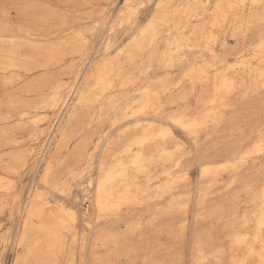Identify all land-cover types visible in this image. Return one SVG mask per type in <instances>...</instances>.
<instances>
[{
	"label": "rangeland",
	"instance_id": "1",
	"mask_svg": "<svg viewBox=\"0 0 264 264\" xmlns=\"http://www.w3.org/2000/svg\"><path fill=\"white\" fill-rule=\"evenodd\" d=\"M217 1L127 0L130 8H125L124 0H0V15L5 13L10 17L1 23L6 35L20 36V33H23L28 38L37 37L41 42L44 38H50L57 49L55 58L52 59L54 64L48 65L46 62L49 59H46L44 53H38L35 58H26L22 56L26 53L25 47L16 43L13 37L0 39V116L11 111L25 112L21 119V128L12 131L9 125L6 132L0 136V204L3 206L0 211V264H66V251L71 243V233H65L66 243L61 251H57L49 246L50 237L61 229L41 223L38 218L26 213V207L37 200L38 195H42L53 212L60 205H66L76 211L77 235L72 264H79V240L82 233L87 237V249L85 248L81 264H91L88 259L90 230L83 216L92 221L93 210L90 204L87 207L88 203L82 200L83 192L89 174L95 169V158L100 149L109 145L119 148L126 135L121 131L134 125L133 118L129 117L123 121H116V118L125 114L130 107L137 109L145 87L159 86L167 68L171 71L172 79H180L184 71L194 63L198 65L212 60L215 65L209 68V72L214 75L228 65L251 59V64L245 67L244 78L238 80L240 84L235 91L237 96L231 99L233 106L225 111L223 121L216 125L209 123L198 133L197 138L179 128L173 121L163 122L164 126L170 127L173 132L165 141V147L172 151V159L165 165V169L169 177L175 179L172 192L177 194L178 198L166 209L163 217L156 221L160 222L159 226H154L156 229L150 233L149 229L144 232L143 227L140 232H136L132 242H119V247L97 248L100 255H104L107 250L117 252L112 258L114 264H141V259L147 252L161 255L162 264H190L194 257L200 260L197 264H229L233 259V252L229 249L226 232L238 230L245 219L244 216L249 218L252 231L254 217L251 214L258 207V203L251 200V192L257 188L256 176H263L262 168L257 171L256 168L250 167L252 162H258L257 159L240 161L236 153L254 144L257 139L256 128L264 129V84H261L258 71L259 62L264 57L255 49L264 39V21L254 23L250 29H246L239 25L234 10H231L224 18L218 19L217 23H211L210 18ZM245 4L244 7L249 9L248 0H245ZM173 7L178 11L187 7L198 12L202 7L208 9L205 15L207 24L201 39L188 43L190 47L179 49L174 54L173 65L167 66L165 63L170 57L168 51L150 66L147 63L146 50L138 57L128 59L132 50L128 43L139 37L151 14L158 8ZM180 30L172 29L171 40ZM78 32L87 40L86 54L84 52L86 60L89 59L91 64H104L110 59H117L118 65H123V73L129 80L123 82V76L118 79L111 74V87L102 93L92 88L95 100L94 109L91 111L95 115V121L85 128H80L81 133L71 137L66 147L58 149L70 111L79 108L81 104L75 100L76 93L69 96L63 109L61 101L59 105L52 106L46 96L50 86L57 81L66 86L72 85L83 56L59 50L64 48L63 45L67 46ZM169 46L173 47L174 44L170 43ZM207 46L211 47L212 51ZM14 48L18 50L17 56L10 53ZM190 84L185 82L184 89H188ZM203 85L204 83L195 85L193 96L189 100H179L175 104L164 106V112L171 113L174 109H191L196 106L198 95L204 90ZM70 88L64 89L61 99L67 96ZM205 93L207 96L209 91ZM100 114L101 121L96 125V118ZM38 116H42L43 120H37ZM32 119L37 122L33 123ZM97 130L102 131L100 146L91 160L78 167L77 173L80 170L82 172L69 177L68 190L47 188L42 182L47 162L54 164L53 174L57 178L63 176L67 172L65 158L77 141L85 132ZM195 138L205 154L216 153L211 166L224 168L218 176H199L194 153L183 155L180 165V145L189 150ZM27 146L35 148L33 155L26 154ZM158 168L160 171L161 167ZM242 176L245 179H242ZM166 178V174L159 173V178H154L151 182L155 185ZM202 181H208L209 185L204 182L201 185ZM198 190L205 194L201 201L198 198ZM136 210L135 217L145 214L141 209ZM146 214L145 216H148ZM123 219L124 211L113 220L116 230L121 233L126 232ZM161 227L165 229L163 241L158 230ZM196 239L200 240L201 244H195ZM253 244L254 241L249 240L246 247L238 248L239 260L245 259L250 264H255L249 250ZM97 261L94 264H104ZM238 263L237 260L234 264Z\"/></svg>",
	"mask_w": 264,
	"mask_h": 264
},
{
	"label": "bare ground",
	"instance_id": "2",
	"mask_svg": "<svg viewBox=\"0 0 264 264\" xmlns=\"http://www.w3.org/2000/svg\"><path fill=\"white\" fill-rule=\"evenodd\" d=\"M124 3L125 8H130L127 5V0H124ZM245 5V0H218L213 8L210 22L217 23L218 19L224 18L228 11L231 10H234L235 19L239 25L244 26L246 29H250L254 23L264 21V0H248L249 9L244 7ZM207 11L208 9L205 7H202L199 12L188 7L180 9V11L175 7L172 9L158 8L147 20L145 28L141 31L139 37L128 43V46L132 48L128 59L132 60L146 50L148 53L147 63L150 66L168 51L170 57L165 60V63L167 66L173 65L174 54L179 49H182L184 46L190 47L188 43L201 39L207 24V20L205 19ZM9 18L8 14L4 13L0 15V39L13 37L16 43L26 49V53L21 54L22 56L35 58L38 53L42 52L47 56L46 59H49L46 64H54L52 59L55 58L57 49L50 38H44V41L41 42V39L37 40V37L28 38L23 33H20V36H8L4 33L1 23H4ZM189 22H191V25H189ZM172 29L181 30L171 40ZM71 40L67 46L63 45L62 47L64 48H61L59 52L68 51L67 53L83 56L73 83L71 86H66L64 83L57 81L50 86V90L46 96L52 106L59 105L61 101V108L63 109L69 96L76 93L75 100L81 104L79 108L70 111L58 149L66 147L71 137L81 133L80 128H85L86 125H90L95 121V115L91 111L94 109L93 103L95 100V95L91 91L92 88L96 89L98 93H102L111 87L113 81L111 74L118 79L120 76H123L121 77L123 82L129 80L128 76H125L123 73V65H118L117 59H110L104 64H91L89 59L86 60L87 40L82 37L81 32L74 35ZM170 43L174 44V46H169ZM207 48L212 51L211 47L207 46ZM255 49L262 53L261 55L264 57V39L255 46ZM4 50L6 51V49ZM10 51L13 56L19 54L15 48ZM249 64H251V59H243L239 63L228 65L214 75H211L209 68L215 65L212 60L198 65L194 63L184 71L180 79H172L171 71L167 68L165 76L160 80L161 84L159 86L148 85L145 87L137 109L134 110V107H130L132 110L129 108L125 114L116 118V121H123L129 117L133 118L134 125L121 131V133L126 135L123 137L119 148H113V145H109L100 149L95 158V169L93 173L89 174V180L83 192L82 200L88 203L87 207L90 204L93 210L92 221L88 220L87 216H83V220L90 230L91 241L88 259L91 264H94L97 260L104 264H114L112 263V258L117 252L107 250L104 255L103 253L100 255L97 248L119 247L117 246L119 242H132L133 237L136 236V232H140L143 227L145 228L144 232L148 229L150 230L149 233L152 232V230L156 229L154 226L157 224L159 226L160 222L156 223V221H159L166 213V209H169L177 200L178 195L172 192L175 179L169 177V173L165 169V165L172 159V151L165 147V141L173 135V132L170 127H165L163 122L166 120L173 121L179 128L188 131L189 134L197 138L198 133L206 128L209 123L216 125L223 121L225 119V111L228 107L233 106L231 99L237 96L235 91L240 84L238 80L244 78L245 67ZM258 68L261 84H264V59L259 62ZM187 81L191 83V86L188 89H184L186 86L184 84ZM198 83H204L205 86L203 85L204 87L202 88L204 90L198 95L199 98L196 106L191 109H174L171 113L164 112V106L166 105L175 104L179 100L182 102L189 100L193 96L195 85ZM69 87H71L69 93L67 96H64L65 98L61 99L62 92ZM207 90L209 93L206 96L205 92ZM14 112L11 111L0 116V136L6 132L9 125H11L12 131L23 126L21 119L25 112ZM96 114L98 115L99 112ZM105 115H109V113H105ZM101 116L102 114L96 118V125L100 123ZM149 117H152V119H149ZM32 120L33 123H36L37 120H43V117L38 116L37 120ZM11 121L14 122L10 123ZM255 130H257V139L254 144L250 148L236 154L239 155L240 161H247L249 159L254 161L257 159L258 162H252L250 167L256 168L257 171L260 168L263 170L261 178L256 176L255 182L257 188L251 192V200L257 202L258 207L251 214L254 217L252 231H250L249 218L244 216L245 219L238 230L226 232L229 238V249L233 252V259L229 261V264H234L237 260L238 264H250L245 259L243 261L239 260V255L237 254L238 248L242 246L246 247L249 240L254 241V244L249 247L251 258L255 264H264V129L256 128ZM101 134L102 131L97 130L96 132H85L82 135L75 147L65 158L67 172L63 176H58L57 178L53 174L54 164L51 161L47 162L42 176V182L47 188H57L67 191L69 177L81 173L82 170L77 173L78 167L83 162L92 159L94 152L100 146ZM196 138L189 150L185 146L180 145V165L183 155L194 153V161L197 162L199 167V176H210L213 178L218 176L220 172L224 171V168L211 166L213 165L212 160L213 157H216V153L212 155L205 154L202 147L198 145ZM25 151L30 156L34 154L35 148L27 146ZM158 166L161 167L160 171ZM159 173L166 174L167 178L158 184H152L151 180L159 178ZM242 179L245 178L242 176ZM203 182H200V184L202 185ZM205 183L207 185L208 181ZM203 195L205 194L199 192V201L202 200L201 197ZM2 207L0 204V211ZM26 209L28 216H35L41 223L61 229L50 237L49 246L53 249L61 251L66 243L64 239L65 233H71V243L66 251V264H72L74 259V241L77 235L76 223L78 217L76 211L66 205H60L53 212L48 207L47 202L44 201V198H42V195H38V199L32 201ZM136 209H141V212L143 210V213H147L146 215L148 216L144 214L143 216L135 217L134 210ZM122 211L125 212V219H123L126 227L125 233L117 231L114 225L115 222L113 221L120 216ZM132 215L134 217L130 218L129 216ZM158 230L161 234V241H163L165 229L161 227ZM86 240V234L82 233L79 240V264L82 263L81 261L85 255ZM194 243L201 244V241L197 240ZM103 258L104 260H102ZM199 261V258L194 257L191 259L190 264H197ZM162 263L163 258L161 255L150 252H147L141 259V264Z\"/></svg>",
	"mask_w": 264,
	"mask_h": 264
}]
</instances>
